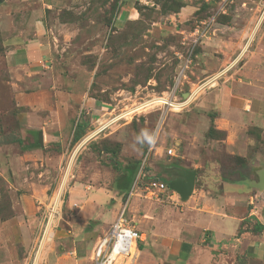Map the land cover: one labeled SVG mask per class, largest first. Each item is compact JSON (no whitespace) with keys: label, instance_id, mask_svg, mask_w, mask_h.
Listing matches in <instances>:
<instances>
[{"label":"rangeland","instance_id":"rangeland-1","mask_svg":"<svg viewBox=\"0 0 264 264\" xmlns=\"http://www.w3.org/2000/svg\"><path fill=\"white\" fill-rule=\"evenodd\" d=\"M263 11L264 0H52L46 13L49 78L61 91L63 88L76 92L77 86L76 93L92 100L96 106H91L92 110L84 108L80 119L71 110L68 127L73 128L77 121V134L73 136L71 130L64 135L60 133L55 141L60 142L58 146L48 148V153H52L49 171L44 172V166L41 174L35 169L32 175L38 200H48L46 216L73 149L98 124L133 109L135 111L125 119L111 124L80 147L61 197L76 174L77 182L92 188L114 189L126 200L134 184L136 197L152 179L172 180L173 174H168L170 167L178 166V157L186 153L212 156L231 167L244 161L252 146L251 137L255 138L258 132L243 126L239 119L227 120L230 123L228 131L218 126L212 116H201L194 106L203 91L194 94L180 110L157 106L163 99L156 98H184L183 94H193L208 79L222 73L242 55L247 35L257 37L264 29ZM126 12L134 14L133 20L123 17ZM261 15L262 20L255 29ZM2 39L0 33V143L12 138L33 142L35 149L37 144L33 140L37 135L22 136L17 126L15 115L19 110L14 106L10 77L2 60ZM247 47L233 67L205 89L227 80L240 69H247L251 58ZM255 65L264 79V63ZM100 105L105 106L98 110ZM48 112L58 118L51 117L53 124L62 125L59 112L52 109ZM158 127L155 144L158 149H154L144 163ZM76 137L77 143L73 144ZM28 147L21 144L17 150ZM168 149L173 150V156L167 155ZM28 177L31 178L30 174ZM1 184L2 188L6 186L5 179L1 178ZM163 203H168L178 214L185 211L181 200L175 197L165 198ZM7 210L8 197L3 191L1 218L8 217ZM56 221L51 229L52 236ZM45 223L46 220L29 264L35 259ZM48 239L37 264L42 260ZM145 250H149L148 247ZM5 252L1 245L0 258ZM137 255L134 251L130 258L117 264H137ZM142 261L155 264L153 258L145 257Z\"/></svg>","mask_w":264,"mask_h":264},{"label":"crops","instance_id":"crops-1","mask_svg":"<svg viewBox=\"0 0 264 264\" xmlns=\"http://www.w3.org/2000/svg\"><path fill=\"white\" fill-rule=\"evenodd\" d=\"M51 3L0 0L2 60L10 77L14 106L19 110L15 119L22 136L37 135L33 140L37 149L32 148L33 142L12 138L0 143V200L5 191L9 212L8 217H0V246L6 250L0 264H29L48 202L38 200L32 175L35 169L42 173L44 166V172L49 171L52 153L48 148L58 146L60 142L55 141L60 133L71 130L73 136L77 134V121L73 128L68 127L71 110L80 119L84 108L96 106L77 94V86V93L61 91L49 78L46 13ZM123 17L133 20L134 14L126 12ZM246 39L244 52L251 37ZM247 52L251 55L247 69L204 89L194 108L201 116H212L224 130H230L227 120L239 119L243 126L258 132L251 137L249 156L234 167L208 155L186 153L178 157L179 165L168 171L172 180H185L189 172L195 174L186 200L171 190L158 201L149 200L143 189L139 198L134 194L124 200L114 189L77 182L76 174L62 196L53 236L51 232L40 264H92L96 242L123 208L143 236L137 264H144L145 257L155 259V264H264V79L254 66L264 63V29L251 39ZM50 109L61 114L62 125L52 123L51 117L56 116L48 112ZM74 140L76 144L77 137ZM21 144L28 149L17 150ZM1 178L6 181L4 188ZM174 197L183 203V214L163 203L165 198ZM146 247L149 250L144 251Z\"/></svg>","mask_w":264,"mask_h":264},{"label":"built area","instance_id":"built-area-1","mask_svg":"<svg viewBox=\"0 0 264 264\" xmlns=\"http://www.w3.org/2000/svg\"><path fill=\"white\" fill-rule=\"evenodd\" d=\"M241 56L242 55H239L237 59L235 60V62H233V64L236 63L240 59ZM233 64L223 69L224 71L222 70L223 71L222 74L230 70L231 67H233ZM207 81L205 84L203 83L200 87H198L193 94L187 96L189 101H191L195 93L199 91H203L207 86L211 85V83ZM119 116H120L119 118L115 119L116 120L115 122L117 121L119 122L121 119H123L122 117L123 115H119ZM113 117L114 116H112V118L109 121L104 123V125L99 129V132L96 135H98L104 129H106L107 127L111 125V124H108V122H110L113 119ZM159 127L156 129L153 135V138H152V143L150 144L149 148L146 151V154L144 156V161H143L144 163L148 160L150 154L153 152V150L156 147L155 144H156V138L159 132ZM87 137L88 136L84 138L85 141H88V139L90 138V137L89 138ZM167 155L173 156L174 155L173 150L172 149L167 150ZM135 187L136 185L134 184L132 191L129 193V197L135 194L134 193ZM166 192H169L168 184L162 181H159V180H155V179L149 181L148 184L144 186L143 188V194L149 200L158 201L160 200V196ZM61 194L58 198L59 204L58 202L57 203L54 202L51 204L52 207L49 210L48 217L46 216L47 219L45 217L46 222L50 218V215H51L50 212L55 211V210L57 211V209L60 208L59 205L61 204V201H62ZM141 244H143V236L137 230L136 223L126 217L124 213V208H123L117 215L113 224L108 228L107 232L96 242V245L94 247V251L92 254V261H93L92 264H117L123 259L130 258L134 251H138Z\"/></svg>","mask_w":264,"mask_h":264},{"label":"bare ground","instance_id":"bare-ground-1","mask_svg":"<svg viewBox=\"0 0 264 264\" xmlns=\"http://www.w3.org/2000/svg\"><path fill=\"white\" fill-rule=\"evenodd\" d=\"M263 15H264V11H263V13H262ZM262 15L260 16V20H259V22H258V24L256 25V27H255V29H257V27L259 26V23L261 22V20H262ZM252 37V36H251ZM244 51H242L241 52V54L243 53ZM224 71V70H223ZM222 71V72H223ZM222 73H219L218 75H217V77H219L220 75H221ZM217 77H213L212 79H210L209 80V82L211 83L213 80H216V78ZM200 93V91L199 92H197V93H195V95H198ZM156 99H163V101H161L162 102V104H160V105H157V106H161V107H164V108H173V109H175V110H180L184 105H185V103L187 102V101H189V99H188V97H186V98H178V99H174V100H172L170 97H168V96H165V97H159V98H156ZM186 99V100H185ZM154 100V99H153ZM150 101H152V100H150ZM150 101H147V102H150ZM147 102H145V103H147ZM132 111H135V109H133V110H131L130 112H126V113H123V114H121V115H123L122 117H123V119H125V117L127 116V115H130L129 113H131ZM120 116L118 115V116H116V117H114L110 122H108V124H113L116 120L115 119H117V118H119ZM108 121V120H107ZM106 121V122H107ZM102 123H100V124H98L97 125V127L94 129V131L93 132H91L89 135H87L88 137L87 138H89V139H91V138H93L94 136H96V134L99 132V129L104 125V122H103V124L101 125ZM88 139V140H89ZM86 141H85V139L82 141V142H80L74 149H73V151H72V153L70 154V157L68 158V160H67V167H66V170L63 172L64 174H62V176H61V181H60V183H59V185H58V187H57V189H56V192H55V195H54V198H53V202L52 203H54V202H58V198H59V196H60V194L61 193H63V190H64V187H65V185H66V183H67V180H68V178H69V174H70V172H71V168H72V165H73V161H74V158H75V156H76V154L78 153V151H79V149H80V147L81 146H83V144L85 143ZM58 204H59V202H58ZM58 206V205H57ZM56 210L55 211H51L50 212V218L48 219V221L46 222V224H45V226H44V229H43V231H42V233H41V240H40V242H39V246H38V249H37V251H36V254H35V259H34V261H33V264H37V262L39 261V259H40V256H41V253H42V249H43V246L45 245V242H47L46 240H47V238L49 237V234L51 233V229H52V227H53V225H54V222H55V219L57 220V217H58V214H56ZM39 240V239H38Z\"/></svg>","mask_w":264,"mask_h":264},{"label":"water","instance_id":"water-1","mask_svg":"<svg viewBox=\"0 0 264 264\" xmlns=\"http://www.w3.org/2000/svg\"><path fill=\"white\" fill-rule=\"evenodd\" d=\"M251 39L248 41V43L251 41ZM187 96L188 94H185V97ZM194 179H195L194 172H189L187 173L185 180L177 179L168 182V188L169 190L176 193L181 198V200H186L192 193Z\"/></svg>","mask_w":264,"mask_h":264},{"label":"trees","instance_id":"trees-1","mask_svg":"<svg viewBox=\"0 0 264 264\" xmlns=\"http://www.w3.org/2000/svg\"><path fill=\"white\" fill-rule=\"evenodd\" d=\"M153 180V179H152ZM155 180H157V179H155ZM160 181V180H159ZM163 182V181H162ZM164 183H166L167 184V181H164Z\"/></svg>","mask_w":264,"mask_h":264},{"label":"clouds","instance_id":"clouds-1","mask_svg":"<svg viewBox=\"0 0 264 264\" xmlns=\"http://www.w3.org/2000/svg\"><path fill=\"white\" fill-rule=\"evenodd\" d=\"M154 142V141H153Z\"/></svg>","mask_w":264,"mask_h":264}]
</instances>
